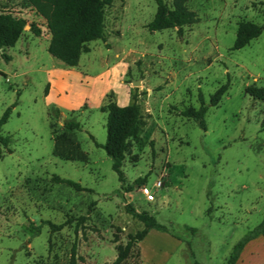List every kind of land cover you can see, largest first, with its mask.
Instances as JSON below:
<instances>
[{"label": "rangeland", "instance_id": "obj_1", "mask_svg": "<svg viewBox=\"0 0 264 264\" xmlns=\"http://www.w3.org/2000/svg\"><path fill=\"white\" fill-rule=\"evenodd\" d=\"M186 5L198 21L179 34L175 27L148 30L155 0H113L105 8L106 40L90 41L78 65L67 66L48 52L45 21L26 0H0V12L28 25L14 46L0 49V118L10 108L0 126L10 137L7 146L0 143V264H70L73 244L83 258L78 264H111L117 247L143 228L126 203L167 231L150 229L121 264H227L233 246L262 221L263 103L245 88L264 87V0ZM239 20L262 30L231 49ZM225 83L218 104L208 105L206 130L180 114L198 108L200 95L209 104ZM109 99L136 102L142 116L122 165L127 192L102 146L101 107ZM68 119L80 127L66 128ZM55 140L61 155L54 154ZM79 216L86 218L76 224ZM67 217L74 220L57 231L47 223ZM235 264H264V236L248 242Z\"/></svg>", "mask_w": 264, "mask_h": 264}, {"label": "trees", "instance_id": "obj_2", "mask_svg": "<svg viewBox=\"0 0 264 264\" xmlns=\"http://www.w3.org/2000/svg\"><path fill=\"white\" fill-rule=\"evenodd\" d=\"M33 10L40 15L50 35L47 50L55 58L62 61L67 66L78 65L81 53L88 51L86 44L90 41L102 39L106 40L105 30V8L112 4L113 0H26ZM156 11L148 22L147 28L150 31H159L168 28H177V33L181 34L185 26L192 25L198 21L197 14L186 5V0H172V7H168L164 0H155ZM26 19L22 16L14 15L10 12H0V49L14 46L19 40ZM29 30L36 36L42 33L41 28L31 23ZM262 26L249 20H239L236 29V37L231 49H239L247 45L253 38L260 35ZM5 60H10V56L2 53ZM228 89L225 83L218 87L210 95L209 104H205L200 95L201 105L198 108L185 107L180 114L188 119H193L206 130L204 115L208 105L215 106L220 101L222 95ZM245 91L253 98L263 103L264 114V87L248 85ZM108 97H110L108 95ZM102 111L107 112L106 117V140L102 145L106 153L112 160V169L117 173L124 191H129L132 187H125L124 173L122 171L125 155L129 150L130 140L138 136L139 127L142 123L140 107L136 102L120 106L114 100L109 99L102 107ZM10 113L7 108L0 118V126L6 122ZM64 126L68 129H78L80 123L75 119L64 121ZM264 129V117L262 122ZM0 143L7 146L10 143L9 136L0 134ZM59 143L54 142V154L61 155ZM96 145H98L96 143ZM53 181L61 182L72 186L77 190L84 188L76 181L67 178L54 176ZM145 180L138 179L137 184H142ZM123 197V196H122ZM125 210L132 217L143 223V228L130 234L124 246H118V253L111 264H121L129 255L135 243L144 239L150 229L167 231V227L159 223L155 217L146 211L138 212L131 204H125ZM85 216L77 217L76 224L85 220ZM74 219L67 217L59 224L47 221L52 231H57L64 226L71 224ZM40 226L35 227L36 234L40 231ZM264 236V217L262 221L252 230L248 231L234 246L227 260V264H235L244 246L252 239ZM83 258L76 253L75 244L70 250V264H78Z\"/></svg>", "mask_w": 264, "mask_h": 264}, {"label": "built area", "instance_id": "obj_3", "mask_svg": "<svg viewBox=\"0 0 264 264\" xmlns=\"http://www.w3.org/2000/svg\"><path fill=\"white\" fill-rule=\"evenodd\" d=\"M161 184H162V181L161 180H158L154 184V186H155V188H160L161 187ZM142 192L145 195L147 201L151 202V201L154 200V198H155L154 192H152L151 190H149L146 187L142 188Z\"/></svg>", "mask_w": 264, "mask_h": 264}, {"label": "water", "instance_id": "obj_4", "mask_svg": "<svg viewBox=\"0 0 264 264\" xmlns=\"http://www.w3.org/2000/svg\"><path fill=\"white\" fill-rule=\"evenodd\" d=\"M24 28H28V25H25V27ZM136 84V83H135Z\"/></svg>", "mask_w": 264, "mask_h": 264}, {"label": "crops", "instance_id": "obj_5", "mask_svg": "<svg viewBox=\"0 0 264 264\" xmlns=\"http://www.w3.org/2000/svg\"><path fill=\"white\" fill-rule=\"evenodd\" d=\"M258 237H261V236H258ZM256 238H257V237H256ZM254 239H255V238H254ZM252 240H253V239H252ZM250 241H251V240H250ZM250 241H249V242H250ZM239 257H240V256H239ZM238 259H239V258H238Z\"/></svg>", "mask_w": 264, "mask_h": 264}]
</instances>
